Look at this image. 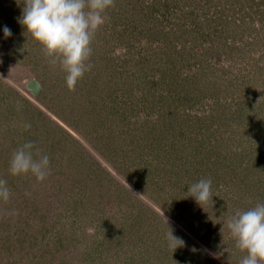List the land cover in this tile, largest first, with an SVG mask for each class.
<instances>
[{"label": "rangeland", "instance_id": "obj_1", "mask_svg": "<svg viewBox=\"0 0 264 264\" xmlns=\"http://www.w3.org/2000/svg\"><path fill=\"white\" fill-rule=\"evenodd\" d=\"M20 2L0 0V264H239L226 220L264 202V0H115L75 91ZM28 141L43 182L8 171Z\"/></svg>", "mask_w": 264, "mask_h": 264}, {"label": "clouds", "instance_id": "obj_2", "mask_svg": "<svg viewBox=\"0 0 264 264\" xmlns=\"http://www.w3.org/2000/svg\"><path fill=\"white\" fill-rule=\"evenodd\" d=\"M21 16L17 22L24 28V35L40 46L41 52L51 68L64 73L66 87L75 91L77 84L89 72L93 54L92 43L97 31L108 19L107 12L115 7V0H21ZM20 2V3H21ZM18 3V5L20 4ZM4 37L12 35L11 29L3 28ZM17 104V110L21 109ZM25 130L31 128L24 123ZM12 176H33L43 182L50 174V158L28 141L13 151L9 160ZM187 196L204 209L212 202V179L201 178L188 186ZM7 180L0 178V202L11 198ZM235 246L245 253L239 264H264V202L253 207L238 209L226 220ZM183 241L168 233V246L176 249Z\"/></svg>", "mask_w": 264, "mask_h": 264}, {"label": "water", "instance_id": "obj_3", "mask_svg": "<svg viewBox=\"0 0 264 264\" xmlns=\"http://www.w3.org/2000/svg\"><path fill=\"white\" fill-rule=\"evenodd\" d=\"M40 86L35 79H30L24 82V89H26L31 96L36 95Z\"/></svg>", "mask_w": 264, "mask_h": 264}]
</instances>
